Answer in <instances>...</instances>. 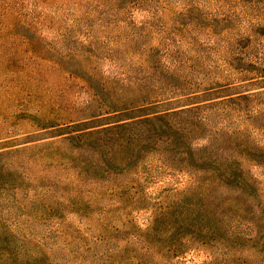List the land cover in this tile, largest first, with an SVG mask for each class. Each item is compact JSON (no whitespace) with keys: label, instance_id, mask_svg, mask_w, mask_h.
Wrapping results in <instances>:
<instances>
[{"label":"trees","instance_id":"obj_1","mask_svg":"<svg viewBox=\"0 0 264 264\" xmlns=\"http://www.w3.org/2000/svg\"><path fill=\"white\" fill-rule=\"evenodd\" d=\"M116 2L172 39L124 63L106 103L120 119L59 143L95 159L81 168L104 174L109 199L160 203L144 223L96 234L90 263L234 264L247 252L244 264H264V180L253 174L264 169V0ZM12 231L0 222V264H42L11 248Z\"/></svg>","mask_w":264,"mask_h":264},{"label":"rangeland","instance_id":"obj_2","mask_svg":"<svg viewBox=\"0 0 264 264\" xmlns=\"http://www.w3.org/2000/svg\"><path fill=\"white\" fill-rule=\"evenodd\" d=\"M144 13L116 0H0V222L13 230L11 248L31 263H90L96 234L124 231L139 215L144 223L160 203L109 199L104 174L81 168L95 159L59 143L120 119L106 115V103L121 88L124 63L172 39ZM253 174L264 180V169ZM248 255L235 254L234 264Z\"/></svg>","mask_w":264,"mask_h":264}]
</instances>
